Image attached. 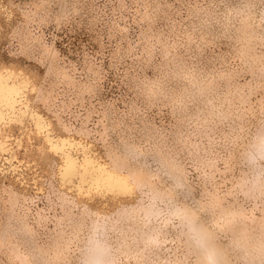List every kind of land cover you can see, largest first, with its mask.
<instances>
[{
  "label": "bare ground",
  "instance_id": "6f19581e",
  "mask_svg": "<svg viewBox=\"0 0 264 264\" xmlns=\"http://www.w3.org/2000/svg\"><path fill=\"white\" fill-rule=\"evenodd\" d=\"M2 2L0 61L34 71L40 114L135 196L89 201L60 157L18 150L40 174L25 183L3 157L0 264H264V0H105L108 19L95 0ZM82 21L114 44L121 108L101 97L102 63L45 37Z\"/></svg>",
  "mask_w": 264,
  "mask_h": 264
},
{
  "label": "snow or ice",
  "instance_id": "6c2138e0",
  "mask_svg": "<svg viewBox=\"0 0 264 264\" xmlns=\"http://www.w3.org/2000/svg\"><path fill=\"white\" fill-rule=\"evenodd\" d=\"M13 18V9L0 0V29L7 32ZM39 86L38 75L28 67L14 61H0V159L8 157L5 164L10 166V172L25 183L34 182L40 179L38 166L30 164L28 170L33 175L25 174L19 166L18 150L37 152L40 156L52 153L61 159L58 169L61 182H78L76 191L89 201L119 202L123 198L134 197L135 186L129 182V177L112 171L103 161L95 159L91 144L83 139L77 143L72 137H64L40 114L32 103ZM36 137L42 141L38 147ZM259 139L264 150V122ZM3 172L4 168L0 167V174ZM107 264H116L115 259H110Z\"/></svg>",
  "mask_w": 264,
  "mask_h": 264
},
{
  "label": "rangeland",
  "instance_id": "374dc122",
  "mask_svg": "<svg viewBox=\"0 0 264 264\" xmlns=\"http://www.w3.org/2000/svg\"><path fill=\"white\" fill-rule=\"evenodd\" d=\"M85 1L87 0H84V2ZM93 4L103 9V19L110 18V4L105 3V0H95ZM86 24V22L82 21L81 24H75L73 26L68 25L60 28L50 25L45 28V37L47 40L55 42L56 46L63 52H67L68 49L71 51H84L88 53L96 64L102 63L105 71L100 81L101 97L103 100L116 102L115 104L121 108L122 104L120 103V99L127 97L125 95L126 87L120 85L119 81L121 68L115 69L109 68L108 66L109 52L114 44L112 41L108 40L103 32L100 38H98V31H101L102 28L101 22L95 23L92 27ZM99 46L101 50H99ZM73 57L76 58V56ZM152 115L153 113H150V116ZM30 192L31 191H29V193ZM37 204L40 205L42 202L39 201Z\"/></svg>",
  "mask_w": 264,
  "mask_h": 264
}]
</instances>
